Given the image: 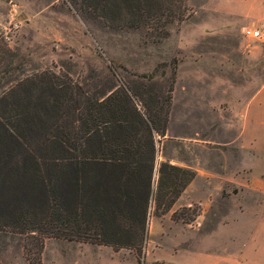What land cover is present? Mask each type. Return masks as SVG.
<instances>
[{"label":"rangeland","instance_id":"374dc122","mask_svg":"<svg viewBox=\"0 0 264 264\" xmlns=\"http://www.w3.org/2000/svg\"><path fill=\"white\" fill-rule=\"evenodd\" d=\"M74 1L81 0H0V92L45 71L65 73L93 95L120 83L134 89L142 75L175 59L167 133L157 137L158 162L227 176L254 164L252 152L245 160L241 147V117L264 84V46L242 36L252 24L218 13L216 1L211 6V0H187L191 17L172 25L169 37L156 44L146 29L113 31L84 18ZM160 71L152 83L164 91L170 69ZM250 125L245 139L255 137L264 147V130ZM257 169H264V161ZM212 178L220 186L207 190L199 180L168 214H151L140 254L49 239L40 264H264L263 243L253 248L256 236L264 238V192ZM187 206L198 207L194 222L171 220L172 212ZM22 244V237L0 232V263L29 264ZM239 251L247 252L245 260Z\"/></svg>","mask_w":264,"mask_h":264},{"label":"trees","instance_id":"16d2710c","mask_svg":"<svg viewBox=\"0 0 264 264\" xmlns=\"http://www.w3.org/2000/svg\"><path fill=\"white\" fill-rule=\"evenodd\" d=\"M73 5L113 31L146 29L156 44L191 17L187 0ZM167 67L166 89L156 90L152 81ZM176 70L175 59L160 63L138 88L120 83L102 95L53 71L0 92V232L23 238L29 264L41 263L49 239L141 253L151 214H168L197 174L157 160ZM198 216L187 206L171 220L191 224Z\"/></svg>","mask_w":264,"mask_h":264},{"label":"crops","instance_id":"0c3cea01","mask_svg":"<svg viewBox=\"0 0 264 264\" xmlns=\"http://www.w3.org/2000/svg\"><path fill=\"white\" fill-rule=\"evenodd\" d=\"M211 6H217L216 10L218 13L230 16H236L242 18V20L246 21L247 24L256 25L258 27H264V0H211ZM216 1V2H214ZM214 2V4H213ZM242 121V134L243 138L241 147L242 152L244 151V158L247 160L248 153L252 152L253 154V165H248L249 168L244 170H236V174L227 176L221 174L217 171H206L204 174L196 172L195 179L190 183L187 189H190L196 185V183L201 180V184L207 190L219 183L221 180L213 179L212 177H220L223 178L224 183L230 184L232 187H236L239 190L249 189L254 193L257 191L264 192V169H257L255 171V167L260 165V162L264 161V147L260 146L259 141L254 137L253 139L246 140L244 137L245 130H248L252 124L254 129H262L264 130V84L262 87L251 97L249 100L245 112L241 117ZM250 130V129H249ZM248 152V153H247ZM247 153V154H246ZM246 155V156H245ZM254 246L253 248H257L261 243L264 246V238H254ZM252 248V249H253ZM239 256L242 258L247 256V252L239 251ZM249 252L248 255H250Z\"/></svg>","mask_w":264,"mask_h":264},{"label":"built area","instance_id":"2783aa9c","mask_svg":"<svg viewBox=\"0 0 264 264\" xmlns=\"http://www.w3.org/2000/svg\"><path fill=\"white\" fill-rule=\"evenodd\" d=\"M245 40L254 41L264 46V27L247 26L242 32Z\"/></svg>","mask_w":264,"mask_h":264}]
</instances>
